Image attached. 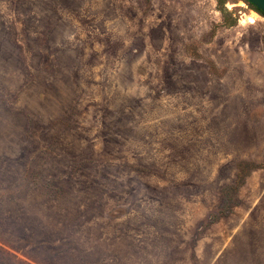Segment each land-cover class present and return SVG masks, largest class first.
<instances>
[{"label": "rangeland", "instance_id": "obj_1", "mask_svg": "<svg viewBox=\"0 0 264 264\" xmlns=\"http://www.w3.org/2000/svg\"><path fill=\"white\" fill-rule=\"evenodd\" d=\"M0 264H264V15L0 0Z\"/></svg>", "mask_w": 264, "mask_h": 264}, {"label": "water", "instance_id": "obj_2", "mask_svg": "<svg viewBox=\"0 0 264 264\" xmlns=\"http://www.w3.org/2000/svg\"><path fill=\"white\" fill-rule=\"evenodd\" d=\"M248 1L253 5H255L262 12H264V0H248Z\"/></svg>", "mask_w": 264, "mask_h": 264}, {"label": "trees", "instance_id": "obj_3", "mask_svg": "<svg viewBox=\"0 0 264 264\" xmlns=\"http://www.w3.org/2000/svg\"><path fill=\"white\" fill-rule=\"evenodd\" d=\"M248 4H250L256 11H258L260 14L264 15V12H262L260 9H258L255 5L250 3L248 0H245Z\"/></svg>", "mask_w": 264, "mask_h": 264}]
</instances>
